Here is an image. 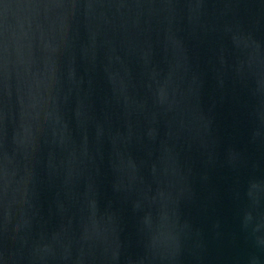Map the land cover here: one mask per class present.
Returning a JSON list of instances; mask_svg holds the SVG:
<instances>
[{"label": "water", "instance_id": "95a60500", "mask_svg": "<svg viewBox=\"0 0 264 264\" xmlns=\"http://www.w3.org/2000/svg\"><path fill=\"white\" fill-rule=\"evenodd\" d=\"M0 264H264V0H0Z\"/></svg>", "mask_w": 264, "mask_h": 264}]
</instances>
